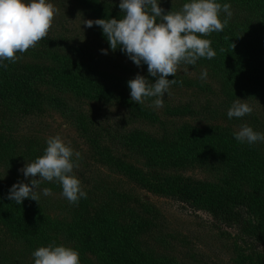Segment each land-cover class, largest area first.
Instances as JSON below:
<instances>
[{
    "label": "trees",
    "instance_id": "1",
    "mask_svg": "<svg viewBox=\"0 0 264 264\" xmlns=\"http://www.w3.org/2000/svg\"><path fill=\"white\" fill-rule=\"evenodd\" d=\"M76 1L92 20L123 16L119 0ZM184 2L161 0L160 6L167 12L179 10ZM219 2L230 3L232 16L222 32L206 37L216 55L212 59L200 58L197 68H202L200 64L216 68L224 60L230 74L221 79L209 73L210 79L216 80L229 94L233 86H239L242 95L252 93L249 99L260 101L257 105L263 106L264 0ZM220 15L223 18L224 14ZM91 37L88 41L74 36L76 42L71 44L67 35L54 38L46 34L25 51L33 59L47 60L46 64L5 61L7 67L0 68V121L8 125L16 122L15 116L37 117L57 109L101 151L104 134L109 135L108 129L116 128L113 146L104 148L108 155L113 154L115 147L124 159H135L144 165L139 169L128 163L125 175L129 180L154 196L196 213H207L218 228L234 237V253L244 261L242 264H264V160L245 150L228 130L198 132L183 128L173 138L154 129L157 115L148 101L143 105L131 101L127 81L137 73L152 82L155 77L148 75L146 65L137 67L119 49L110 50L99 26H94ZM101 49L109 50L103 54ZM117 105L127 111L122 117L123 125L118 121L116 126L108 128L109 118L98 119L85 113L104 112L106 106ZM257 105L241 119L261 123V117L255 114ZM12 133L0 135V152L6 147L5 139L13 137ZM22 154L25 153L19 155ZM2 160L0 154V163ZM3 163L14 164L15 160L10 158ZM13 183L4 184L0 180V254L5 256L12 249L9 239L12 244L29 245L53 236L62 228V222L48 215L44 208L41 210V199L23 200L20 205L7 199ZM132 199L131 194H123L118 202L113 201L116 202L113 208L105 206L91 213L88 222L65 228L67 232H63L69 239L76 240L74 249L79 252L80 264H166L157 262L158 253L150 249L153 244L149 239L157 237L159 233L154 232L163 227L160 210ZM125 204L134 208H125ZM100 221L104 222L99 228ZM109 225L110 231L105 230ZM130 249L141 254L147 249L153 253L152 259L136 261ZM89 250L96 253V262L89 258Z\"/></svg>",
    "mask_w": 264,
    "mask_h": 264
},
{
    "label": "rangeland",
    "instance_id": "2",
    "mask_svg": "<svg viewBox=\"0 0 264 264\" xmlns=\"http://www.w3.org/2000/svg\"><path fill=\"white\" fill-rule=\"evenodd\" d=\"M51 3L56 9V13L47 34H51L54 38L67 35L71 44L76 42L74 36L82 38V40H92L91 33L95 25L87 28L82 24L84 20L91 19V17L83 11V7L76 0H51ZM24 53H17L18 59L16 62L34 61L46 64L47 60L42 58L39 60L33 59ZM219 64L216 68L206 64H200L202 68H197V65H181L175 77L170 75L168 78H174L177 83L170 85V94L165 95L164 106L157 110L153 109L158 117L153 128L176 138L178 132L183 128L198 132L218 129L234 132L241 123H247L255 131L264 133V104L260 106L257 105L260 101L257 102L254 99L251 101L249 97L252 93L242 95L243 90L238 88L237 85L229 90L231 91V94H229L226 89H222L216 80L210 79L209 73L221 79H226L230 74L228 65L224 60H221ZM224 66H227V68H224ZM201 71L207 72V77L204 80L200 79ZM186 76H188V79H186ZM183 82L186 83L183 84ZM235 95L240 99L247 100V103L251 106H258V112H255V114L261 117L259 119L261 123L254 122V119H229L227 117L228 107H230L233 100L237 99H233ZM96 106L98 107V105ZM126 112V109L117 105L106 106L104 112L85 113H88L90 117H93L91 115L93 114L96 118L99 117L98 119L109 118L111 123L107 124V127L110 128L111 125L116 126L115 124L118 121L120 125H123L121 121L124 120L122 117H125ZM117 116L121 117L117 118ZM15 118L16 122L12 121L8 125L0 121V135L13 132L12 138L5 139L4 144L6 147L0 152L1 158H3L0 163V178L5 176L0 180L4 184L18 180L28 183L31 178L25 179L22 173L18 172V169L27 160H34L43 154L46 147L45 141L49 136L59 134L66 143L81 154L77 161L78 166L73 169V172L79 178L83 190L87 193V198L80 199L76 204H70L61 195V188L57 182H42L40 187L49 188L51 194L40 196L43 205L41 210L43 211L44 208L48 215L62 222V228L53 236L41 238L40 242L29 245L24 242L12 244V240L9 239L11 243L9 245L12 249L7 252V256L0 254V264H32L31 252L40 246H46L52 242L56 243L54 239L59 240L56 244H64L75 248L74 242L76 240L69 239L65 228L77 222L81 224L83 221L88 222L91 213H95L105 206L113 208V205L118 202L119 197L123 194H131L134 200H139L140 204L148 203L160 210V221L163 224L160 230H163V232L157 229L154 232L159 233L157 237L149 239L153 244L150 249L158 253L156 255L157 262H160V260L166 264H168L167 262H173V264H242L244 262L238 259L234 253V237L218 228L215 220L207 213H196L190 208L181 207L171 200L154 196L128 179L125 175L128 163L139 169H143L144 165L143 162L135 159H124L115 147H113V154L108 155L104 148L113 146L112 142L116 136V131H114L116 128L108 129L110 137L104 134L105 140L102 141L103 151H101L84 137L76 124L70 122L64 113L57 109L43 112L37 117H18L19 120H17V116ZM149 130L151 129L149 128ZM241 145L245 150L253 151L264 160V143ZM22 152L25 154L19 155ZM10 158L15 160L14 164L3 163L4 160ZM196 173L203 176L199 171H196ZM27 201L33 200L25 198L24 202ZM124 206L125 208H134L133 205L125 204ZM37 213L35 212V214ZM103 222L100 221L99 228L102 227ZM110 228L109 225L105 230L110 231ZM227 231L232 233L230 229H227ZM101 232L106 233L105 231ZM145 251L149 256L133 249H130L129 253L134 260L144 262L148 257L149 260L152 259L151 255L153 254L147 252V249ZM88 256L96 262V253L89 250Z\"/></svg>",
    "mask_w": 264,
    "mask_h": 264
},
{
    "label": "clouds",
    "instance_id": "3",
    "mask_svg": "<svg viewBox=\"0 0 264 264\" xmlns=\"http://www.w3.org/2000/svg\"><path fill=\"white\" fill-rule=\"evenodd\" d=\"M161 0H119L120 18L86 19L83 25L99 26L109 49H119L137 67L147 66V73L155 77L150 81L137 73L127 81L132 102L149 103L154 110L164 106V97L181 65H196L200 58L212 59L216 53L206 37L222 32L232 16L230 3L219 0H185L179 10H165ZM56 9L51 0H0V68L18 59L46 36ZM223 13V18L221 17ZM109 49H101L107 54ZM207 77L201 71L200 79ZM247 100L237 98L227 109L229 119H240L251 114ZM241 144L264 143V133L255 131L249 124L241 123L233 132ZM43 154L28 161L18 169L28 183L18 180L7 192V199L20 205L25 198L39 202L40 196H49L51 190L41 188L44 181L57 182L61 195L76 204L87 198L73 169L77 167L80 152L75 151L59 134L49 136ZM5 177V176H4ZM3 177V178H4ZM38 177V178H37ZM0 178V179H3ZM32 264H80L79 252L64 244L49 243L31 252Z\"/></svg>",
    "mask_w": 264,
    "mask_h": 264
}]
</instances>
